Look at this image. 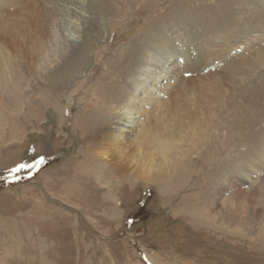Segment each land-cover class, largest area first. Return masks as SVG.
I'll return each mask as SVG.
<instances>
[{
	"label": "rangeland",
	"instance_id": "obj_1",
	"mask_svg": "<svg viewBox=\"0 0 264 264\" xmlns=\"http://www.w3.org/2000/svg\"><path fill=\"white\" fill-rule=\"evenodd\" d=\"M95 1H103L107 10L93 15L95 41L91 45L89 32L81 35L82 53L87 54L82 71L65 69L60 81L63 47L53 37L42 55L23 66L30 73H24L19 87L0 91V264H264V170L258 173L256 167L250 171L246 166L247 171H239L244 175L239 179L235 168L229 167L234 160L236 164L264 163L259 150L251 156L245 154L256 146L264 151L260 148V144L264 147V90L258 83L264 76L257 75L264 69V19L254 18L264 14V6L253 7L257 0ZM18 6L11 9L19 12ZM156 7L160 13L155 17L151 11L158 14ZM82 8L73 6L65 19L79 22L86 12ZM175 16H181V25H162ZM69 21L59 24L58 33L63 40L70 35L68 39L73 36L79 42L73 27L76 25ZM220 26L222 29H218ZM20 28L17 25L15 29ZM162 34L173 49L181 42L192 45L189 51L194 62L196 52L190 49L208 44L206 48L215 61L213 70L217 69L207 72L208 66L200 73L186 69L179 72L181 57L168 60L165 67L172 71H167L163 81L165 86L171 84L168 90L159 86L162 81L158 80L137 93L140 114L130 119L135 133L119 137L113 142L116 148L105 144V135L88 136L90 126L99 132L105 112L109 118L121 115V106L99 105L98 92L104 84L121 87L117 89L119 102L132 97L128 87L139 79L140 72L135 79V75L130 77L132 67L117 73L120 56ZM12 59L0 44V61L9 66ZM219 60L220 64L216 62ZM56 67L59 75L56 71L46 75L47 69ZM242 67L245 70L239 73ZM250 74L258 81L253 99L236 100L234 88H242ZM125 82L128 86L123 90ZM156 83L153 90L151 84ZM161 88L163 93L158 90ZM206 104L216 109L212 115L222 118V113L231 118L212 120L205 141L218 137L227 143L234 138L238 145V132L231 130H238L240 136L251 132L250 141L244 147L243 141L239 144L233 160L226 151L216 160L211 147L200 154L195 131L188 142L179 144L178 137L184 132L179 121L187 122L186 111L193 106L198 111ZM236 104L239 108L235 109ZM95 121L99 122L94 125ZM153 125L175 132L171 136L179 149L168 154L169 168L164 171L166 160L152 150L149 153L155 155L154 160L147 165V149L141 147L144 144H136L140 145L143 169L134 171L128 165L121 171L124 166L119 163L134 153L120 149L124 152L120 157L116 150ZM204 126L201 122L200 128ZM179 150L187 156L180 157ZM223 161L225 166L219 167ZM227 169L236 181L220 191V175ZM156 170L166 173L165 177L152 176ZM247 176L253 180L246 182Z\"/></svg>",
	"mask_w": 264,
	"mask_h": 264
},
{
	"label": "bare ground",
	"instance_id": "obj_2",
	"mask_svg": "<svg viewBox=\"0 0 264 264\" xmlns=\"http://www.w3.org/2000/svg\"><path fill=\"white\" fill-rule=\"evenodd\" d=\"M13 5H19L17 7L19 9V12L16 9H14V10L11 9V7H13ZM80 5L83 7L82 9L86 10V12L84 14L80 15L79 22L77 20L75 21L72 18L65 19L64 16L67 15L68 12L72 11L73 6L78 7ZM134 6H136V5H134ZM255 6H264V0H257V2L253 5V7H255ZM157 8L158 7H156L155 9L157 10L158 14H155L154 12L151 11V13L154 14L153 16H155V17L158 16L160 13L159 9H157ZM140 9H141V6L138 7V10H140ZM9 10H12V11L10 12ZM106 10H107V6L105 5V3L103 1L97 3L95 0H87V1H82V2L77 1V0H1L0 1V44L6 48V50L11 54V57L13 59H12L11 63L9 64V66L4 65L2 63V61H0V91L4 92V91L8 90V88L12 89V90H16L19 87V85L23 81L24 73L25 72L30 73V70L28 68L23 69V66L26 65L28 62L33 61L34 58L42 55L44 49L47 47L48 41L49 40L51 41V39L53 37H54L53 40L54 41H60V44L63 47L62 51H60V73L58 72L59 67H56L54 70L47 69L46 75L48 73L50 75H53V71H56L57 73L55 75L60 74V81H61L62 76L66 72L65 69H67L68 72L72 71L73 73H77L78 70L82 71V69H83V67H81L83 65L82 61L84 62V60L86 58L85 55L87 56V54H86V52L82 53V45H83V39L84 38L81 35H84L86 32H89V35H90L89 41H90V45H91V43L93 41H95V36H93L92 33L95 30L93 25L96 23L95 22L96 18L93 15H96V14L102 15V14H104V12ZM257 17L264 19V14L263 15L258 14V15L254 16V18H257ZM63 20H66V21L72 20L71 23L73 22V24L76 25L73 27H75L74 30H75V33L78 35L79 42L74 41V39L76 37H73V36H72V39H68L70 35H67L66 40H63L60 37V35L58 33V26H59V24H63L62 23ZM181 20H182L181 16L171 17L167 22H164L162 25L163 26H166V25L170 26L174 23L181 25ZM229 20H231V19H229ZM161 22H163L162 18H161ZM224 22H226V20ZM244 22H245V25L248 23L246 20ZM147 23H150V21H148ZM227 23H229V22H227ZM227 23L225 25H227ZM263 23H264V20H263ZM17 25H21L22 28H20L19 30L15 29L17 27ZM245 27H247V26H245ZM218 29H222V27L220 26V27H218ZM209 30H210V32H213V30H211V29H209ZM55 36L58 40L55 39ZM103 39H104V37H103ZM165 39H166V37L163 34L157 35V36L152 37V38H148L146 40L149 41V43H146V46H143V45H139L138 47L136 46L137 48H134L133 51H126L125 53H123L120 56V58H119V62H120L119 69H115V71L117 73L120 72L121 68L126 70L127 67L128 68L132 67V68H129L131 71L130 77L131 76L133 77V75H135L134 76V79H135L138 71L140 72L139 77H138L139 79L133 80L135 82L132 84L131 87L130 86L128 87L129 88V91H128L129 95L132 97L131 98L125 97V98H123L124 100L119 102L121 95L117 93V89L121 88V87H118L117 83L104 84L105 86L102 89L100 88L101 90L98 92V94H100V96L97 99L99 105L106 107V108L111 107V105H113V104L115 105V107L121 106L120 108H118L119 109L118 111L121 112V115H119L118 119H117L118 114L115 113L116 116L114 118H109L107 116V113L105 112V115L107 117L105 116V118L102 119L103 121L99 125V127H100L99 132L97 133V131L94 128H92V126H90V130L88 131L86 128L84 133H86L88 131L90 133V135L88 133H86V134L90 137H93V138H95V136H99V134L105 135V138H104L105 144L107 146L109 144H112L111 146L113 148H116V147H114L115 143L113 144V142L117 141L119 139V137L125 135L126 133L127 134L128 133H135V131H133V129H132L134 123L132 121H130V119L135 118L134 116H136V114L139 113V111H137L138 110V107H137L138 103H136L137 99H138L137 93L140 92L142 87H146L147 84L152 83V82H156L158 80L162 81V83L159 84V86L162 85V86H164L163 88L165 91L168 90L167 87H170L171 84H168L166 86H165V84H163V81L166 80V76L168 75L167 71L171 70L170 67H168V66L165 67L168 63V60H172L173 58H177V56L181 57V61H180L181 64L179 65V67L177 69L179 72L180 71H182V72L188 71L190 73L191 72L200 73V72L204 71L208 66L209 67H208L207 72H210L214 69V67H215V64H214L215 61L213 59L214 57L212 55V52L210 53L207 50V48H206V46L208 45L207 43H206L207 45H203V44L197 45V46H193V49L192 48L190 49V50H194L196 52L195 54H193L196 57L195 62H194L193 59L191 58L192 53L189 51V48L192 45H190V47H188L186 45V42H185V44L181 42V45H180V43L175 44L176 47H175V49H173L172 46L170 47L167 45ZM149 44H150V46H147ZM173 45H174V43H173ZM81 54H82V56H81ZM251 56H253V55H251ZM65 57H68L67 62L65 61ZM253 58H254V60H253L254 62H256L258 60V58L256 56ZM237 61H238V59H237ZM246 61H247L246 62L247 66L248 65L250 66V61H251L250 57L247 58ZM216 62H218L220 64V60L216 61ZM205 63H208V64H205ZM262 63H259V64L261 65ZM260 65H258V66H260ZM134 69H135V72H133ZM185 69L187 71H185ZM215 70H213V71H215ZM242 70H245V69H243V67H242L240 70H238V72L241 73ZM259 73H260V76L261 75L264 76V69L260 70L257 73L258 76H259ZM252 74H254V73H252ZM252 74H250V77L248 76L245 78L248 80H247V83H244L242 86H240L242 88H239V89L234 88L233 92H235L234 98H236V100L244 101L245 97H247L248 99H253L254 90H257V89H255V87H256L255 82L256 81L253 79V77H255L254 76L255 74L254 75H252ZM72 77L74 79H76L77 75L74 74V75H72ZM234 79L235 78L233 77L232 80L234 81ZM258 81L257 82L260 85H262V89L264 90V77H263V79H260ZM170 82H171V80H170ZM198 82H199V80H198ZM233 84H234V82H233ZM249 84L253 85V87L248 86ZM127 86H128V84H126V82H125L122 86V89L124 90L123 87L127 88ZM151 86H152V89L154 90L155 87L157 86V83L151 84ZM158 90L161 93L164 92L162 90V88L158 89ZM185 90H186V87H185ZM258 90H260V89H258ZM229 91H231V90H229ZM207 92H208V90H207ZM237 104H238V101H237ZM237 104L235 105L236 106L235 109L239 108L237 106ZM193 105H194V103H193ZM206 105H208V104H206ZM160 106H162V104H160ZM209 106H211V105H208L207 107L206 106L205 107L200 106L201 109L198 111L195 109V106H193V109L186 111L187 115H189L187 118V122L179 121V123H181L180 125L184 129V132L181 133V135H179L180 137H178L180 140L179 144L181 145L184 141H187L188 138L191 137V133L193 131H195V132H198L197 137L195 138V142L197 145L200 146V148L198 150L200 152V154H204L211 147L210 152H211V154L213 153L215 155V156L213 155V157H216V160H218L225 151H226L225 155L227 154V156H229V158H231L233 160V158H235V156H233L234 155L233 153H236L237 148L240 146L239 144L243 141L244 144L242 146L244 147L250 141L251 132H247L244 136H240L238 134L239 133L238 130H231V132H234V131L238 132L237 133V138H239L238 145L234 142V138L229 139V141L227 143H224V139L218 138V137H216V139L214 137L213 140H210V141H205L204 135H206L208 132L210 133V129L213 125L212 120L221 118L219 116V114L212 115V113L214 111H216V109H213L212 107H209ZM147 114H149V113H147ZM220 115L222 116L221 120L224 118V116H226L227 118H231L230 116H227V115L222 114V113H220ZM157 118H159V117H157ZM152 119H153V117H152ZM205 119H207V120H205ZM175 120L177 121V119H175ZM175 120H174V122H175ZM95 122H94V125L98 123V122H96V123ZM201 122H202V124H205L204 128H202V129L200 128ZM81 124H82V122L80 123V126H81ZM156 124H158V123L156 122ZM141 125H140V128H141ZM82 126H86V125L84 124ZM175 130H177V129H175ZM140 131H141V134L139 136H137L136 138L129 140V142L127 143V146L119 147V149L116 150L117 151L116 153H118L120 155V157H121V152H122L120 149H123V151L128 150V153H129V151L132 150V153H134V154L131 153L132 155L129 157L127 155L126 159H124V161H126L127 163L124 161L119 163V164H121V166H124L121 168V171H123L124 168H127L128 165L133 166L132 170H134V171L135 170L139 171L138 169L141 170V168L144 165V162H143L141 156L138 155L140 145H136V144H144L141 147L147 149L146 154L148 155L147 157L149 159V163H147V165H150V163L153 162L154 156H155L153 154L155 152L158 155H160L159 158L161 160H166L164 162L167 165L164 167V171L166 172L165 168H167V167L169 168V166H170L169 160L171 158V156H169L168 154H170V152L173 150L175 151L176 149H179L178 144L176 142H174L175 138L174 137L172 138V136H171V133L173 134L175 132H172L173 129L170 127L160 129L158 127H154V125L152 127H150L149 130H148V128H144V132L142 130H140ZM91 132H92V134H91ZM99 141L100 140L97 141L96 147L99 145V143H98ZM190 142H191V140H190ZM211 144H212V146H211ZM262 145L263 144H260V148H264ZM191 146H193V145H191ZM256 147L257 148H255V149L253 148V149L249 150L248 152H246L245 153L246 156H251L253 154V151L256 152L257 150H259V153L263 152V154H264V151L262 149H259L258 146H256ZM145 149H144V151H145ZM180 149H182V148H180ZM150 150H152L153 154L149 153ZM182 150H184V149H182ZM181 152L182 151H180V157L182 156V158H185L187 155H184V154H186V153H183V155H182ZM122 153H124V152H122ZM114 156H116V154H114L113 157ZM242 156H245V155H242ZM145 162H147V161H145ZM234 162H236V161L235 160L232 161V165L230 163L229 167L235 168L234 173H236V175H238L239 179L244 177V175H242V173L239 171L241 169L245 168L246 166H248L250 171L252 170V167H256L258 173H262V171L264 170V163H262V165H258V164L255 165L251 162L250 163L249 162H242V163L240 162V164L239 163L236 164ZM253 162H256V161L254 160ZM223 165L225 166L224 161H223L222 165L219 164V167H221ZM152 168H149V169H152ZM156 171L157 172L152 174V176H155L158 178L165 177L166 173H163V174L161 173V171H163V169L161 171H158V170H156ZM246 171H247V169H246ZM250 171H248V172H250ZM231 172L232 171L229 169L221 172V175H220V181H221L220 187H221V189H219L220 191H222L224 189V187L229 186L230 183L233 180H235L234 177L230 176ZM249 174H251V172ZM249 177L250 176H247L246 182L250 181ZM147 178H150V176H148ZM250 179H252V178H250ZM213 184H214V182H213ZM262 192L264 193V189L262 190ZM243 195H244V193H243Z\"/></svg>",
	"mask_w": 264,
	"mask_h": 264
},
{
	"label": "built area",
	"instance_id": "obj_3",
	"mask_svg": "<svg viewBox=\"0 0 264 264\" xmlns=\"http://www.w3.org/2000/svg\"><path fill=\"white\" fill-rule=\"evenodd\" d=\"M249 180H253V179H249Z\"/></svg>",
	"mask_w": 264,
	"mask_h": 264
}]
</instances>
